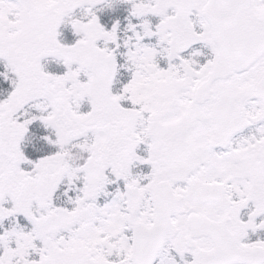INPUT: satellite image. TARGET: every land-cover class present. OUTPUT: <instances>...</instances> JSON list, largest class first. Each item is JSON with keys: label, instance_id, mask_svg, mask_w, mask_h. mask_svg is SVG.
Masks as SVG:
<instances>
[{"label": "snow or ice", "instance_id": "obj_1", "mask_svg": "<svg viewBox=\"0 0 264 264\" xmlns=\"http://www.w3.org/2000/svg\"><path fill=\"white\" fill-rule=\"evenodd\" d=\"M0 264H264V0H0Z\"/></svg>", "mask_w": 264, "mask_h": 264}]
</instances>
